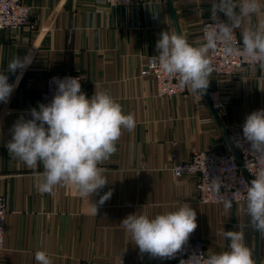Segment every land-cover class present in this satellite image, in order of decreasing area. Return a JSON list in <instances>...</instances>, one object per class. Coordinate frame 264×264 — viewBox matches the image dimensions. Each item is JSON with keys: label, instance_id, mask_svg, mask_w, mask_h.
Masks as SVG:
<instances>
[{"label": "crops", "instance_id": "obj_1", "mask_svg": "<svg viewBox=\"0 0 264 264\" xmlns=\"http://www.w3.org/2000/svg\"><path fill=\"white\" fill-rule=\"evenodd\" d=\"M22 1L31 6L30 25L0 30V72L9 83L21 77L8 102H0V194L8 208L0 264H37V250L46 251L53 264H174L177 254L167 259L140 253L121 222L129 214L151 218L182 203L197 214L189 238L203 239L209 254L227 250L230 242L222 230L239 231L241 224L255 264H264V234L250 226L244 202L227 211L222 203L198 202L196 176L176 178L169 169L196 150H233L226 126L243 127L247 115L264 109V69L257 65L240 77L211 76L206 90H215L223 101L216 111L204 92L158 96L154 80L140 74L147 57L158 54L162 31L180 32L192 44L203 42L200 27L212 20V0H135L130 6ZM218 18L228 22L223 13ZM251 20L259 22L256 16ZM29 54L25 70L7 71L16 55ZM50 73L80 74L89 99L95 90H107L135 119L131 130H122L116 153L100 165L108 184L88 199L70 185L41 193L43 165L29 168L6 147L13 125L46 104ZM109 191L110 199L101 205L100 197Z\"/></svg>", "mask_w": 264, "mask_h": 264}, {"label": "clouds", "instance_id": "obj_2", "mask_svg": "<svg viewBox=\"0 0 264 264\" xmlns=\"http://www.w3.org/2000/svg\"><path fill=\"white\" fill-rule=\"evenodd\" d=\"M238 9V11H237ZM223 13L228 22L218 18ZM256 16L258 23L251 18ZM211 19L207 24L203 42L189 43L186 35L177 31H162L156 42L158 55L150 58L155 66L168 77H174L178 86L192 94H199L209 86L214 71L213 55L217 51L226 57L243 58L251 65L264 69V2L262 0H212ZM240 30L242 45L235 38ZM31 64V55L15 56L9 61L7 71L16 73ZM0 72V102L7 103L18 85ZM56 93L48 104H39V110H30L31 119L21 117L12 129V139L6 145L9 154L29 168L43 165L37 188L51 194L59 185H70L85 198L99 194L107 179L101 167L117 151L116 144L122 130L135 126L132 114L124 110L107 90L96 91L89 99L81 90L80 78H53ZM243 141L250 145L248 152L256 155L261 163L250 171V183L241 181L244 192V212L249 224L264 234V109L247 115L242 127ZM237 142V147H242ZM213 189L225 211L231 209L232 199L219 194L221 184L212 181ZM109 191L100 197L102 205L110 199ZM96 215L97 208L92 205ZM130 235L131 242L140 253L152 257L175 258L197 228V214L187 203L174 211L149 217L146 214H129L121 222ZM239 231L222 230L228 240V249L204 256L193 253L180 264H255L252 250L245 243L244 226ZM37 264H53L44 250L35 252Z\"/></svg>", "mask_w": 264, "mask_h": 264}, {"label": "built area", "instance_id": "obj_3", "mask_svg": "<svg viewBox=\"0 0 264 264\" xmlns=\"http://www.w3.org/2000/svg\"><path fill=\"white\" fill-rule=\"evenodd\" d=\"M110 6H130L135 0H98ZM32 9L31 6L22 0H0V30H15L24 25H30ZM222 21V20H220ZM224 22V21H222ZM215 23L213 20H206L201 23V36L203 40L207 24ZM226 23V22H225ZM33 26V25H31ZM235 38L239 45H242L240 34L235 32ZM158 55V54H157ZM156 55L147 57L146 64L143 66L141 76H150L156 86L158 96H173L181 94L187 89L180 88L178 81L174 77L163 74L150 59ZM214 71L211 76L216 79L224 77H240L248 69L257 66L251 65L243 58L226 57L223 52L217 51L213 55ZM65 77H79L81 87L83 79L77 73H50L46 76L45 97L46 104L50 103L56 93L57 85L53 78L63 79ZM211 107L216 111L223 105L221 97L215 90H206ZM233 150H196L191 156L182 163H174L169 169L174 177L196 176L195 197L201 203H220L214 192L212 181L217 180L220 184L219 194L227 195L232 199V203L244 202L243 188L241 181L248 182L254 178L250 171L253 166L261 163L260 159L248 152L250 145L243 141L242 127L230 123L226 126ZM237 142L243 146L237 147ZM7 202L5 196L0 194V251L4 248V226L7 213ZM193 253H203L206 257L210 255L205 248V242L201 238L191 237L177 253L174 264L187 260Z\"/></svg>", "mask_w": 264, "mask_h": 264}, {"label": "water", "instance_id": "obj_4", "mask_svg": "<svg viewBox=\"0 0 264 264\" xmlns=\"http://www.w3.org/2000/svg\"><path fill=\"white\" fill-rule=\"evenodd\" d=\"M204 93H205V95L207 96V92H206V90L205 91H203Z\"/></svg>", "mask_w": 264, "mask_h": 264}]
</instances>
